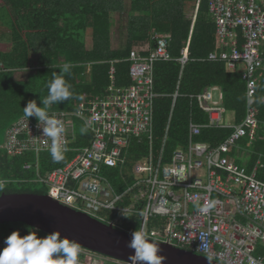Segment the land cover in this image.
Instances as JSON below:
<instances>
[{
  "label": "built area",
  "instance_id": "obj_1",
  "mask_svg": "<svg viewBox=\"0 0 264 264\" xmlns=\"http://www.w3.org/2000/svg\"><path fill=\"white\" fill-rule=\"evenodd\" d=\"M208 14L215 25L219 51L207 61L240 72L247 86L248 111L243 124L236 125L235 118L227 120L218 87L190 95L209 116L210 126L190 122L186 144L167 156L177 86L162 144L154 152L158 96L154 65L173 60L182 70L189 61L190 39L181 57L172 59L166 40L153 36L152 48L147 45L131 51V85L117 87L112 82L104 94L81 101L74 111L49 112L64 125L60 142L67 147L66 153L75 154L67 165L41 174V157L50 152L51 140L31 117L22 116L7 129L1 149L9 158L32 159L23 170L35 171L37 182L55 189L57 195H50L70 208L129 232L142 228L151 239L212 257L221 264H264L256 256L258 248L264 247L260 163L250 171L230 159L244 139L255 140L260 126L254 97L257 72L264 70V0H209ZM206 129L233 133L212 148L197 142ZM79 141L88 145L79 147ZM5 184L0 178V191ZM205 205H210L206 213L198 211ZM4 239L0 238V249ZM80 249L78 264H88L89 259L127 264Z\"/></svg>",
  "mask_w": 264,
  "mask_h": 264
},
{
  "label": "trees",
  "instance_id": "obj_2",
  "mask_svg": "<svg viewBox=\"0 0 264 264\" xmlns=\"http://www.w3.org/2000/svg\"><path fill=\"white\" fill-rule=\"evenodd\" d=\"M208 2L130 0L127 7L125 0H0V134L24 116L23 108L28 101L35 99L38 106H42L41 98L47 96L48 84L54 72L59 73V67L65 63L73 65L71 74L66 77L72 85L73 98L54 104L49 112L74 111L81 101L104 94L112 82L117 87L131 85L128 61L131 51L147 45L152 48L153 36L166 40L172 59L181 57L190 39L189 61L182 70L181 65L173 60L154 65V90L158 94L154 107V152L162 144L172 94L177 86L179 97L167 134V156L186 144L190 122L210 126L209 116L201 111L194 100L189 99L190 95L218 87L224 96V109L235 115L236 125L243 124L248 111V97L242 74L228 70L223 63L207 61L212 53L219 51L215 25L208 14ZM190 7L194 15L189 17ZM113 13L125 16L121 32L126 37V43L118 49L112 47ZM88 38L90 49L87 48ZM5 42L12 44L10 52L2 51L1 46ZM22 72L27 73L26 78L17 76ZM257 77L254 108L258 111L260 126L255 140L244 139L240 149L232 153L230 159L243 165L242 154H247L249 159L244 166L251 171L260 163L258 176L264 180V103L258 102L264 98V70H259ZM31 118L36 119L35 116ZM232 133L231 130L206 129L197 142L216 148ZM87 145L88 142L79 141L78 146ZM1 148L0 145V178L6 184L0 195L49 194L47 186L37 182L35 171L23 170L24 164L32 159L9 158ZM74 156L65 152L59 162H54L50 152L43 154L41 174L45 176L64 167ZM26 225L22 222L1 224L0 228L9 232L0 235V238H6L17 228L21 229V235L27 234ZM46 234L43 231L39 233L41 236ZM256 256L264 260L263 246L258 248ZM87 262L110 263L100 259H89Z\"/></svg>",
  "mask_w": 264,
  "mask_h": 264
},
{
  "label": "clouds",
  "instance_id": "obj_3",
  "mask_svg": "<svg viewBox=\"0 0 264 264\" xmlns=\"http://www.w3.org/2000/svg\"><path fill=\"white\" fill-rule=\"evenodd\" d=\"M71 63L59 67L60 72H54L48 84V94L41 98L42 106L35 99L28 101L24 107V116H35L38 127H42L44 137L50 138V155L54 162L63 158L67 147L61 144L65 128L61 120L50 116L49 110L54 104L73 98L72 85L66 79L71 74ZM264 103V98H260ZM210 205L199 207L198 211L206 213ZM115 227V225H114ZM27 234L21 235V229L13 230L4 239V247L0 249V264H78L80 254L79 244L70 238L62 237L57 229L46 235H39L41 229L36 225H26ZM131 239L127 247L133 251L129 254L130 264H162V254L157 244L151 241L142 228L130 233ZM213 258L208 257V264Z\"/></svg>",
  "mask_w": 264,
  "mask_h": 264
},
{
  "label": "water",
  "instance_id": "obj_4",
  "mask_svg": "<svg viewBox=\"0 0 264 264\" xmlns=\"http://www.w3.org/2000/svg\"><path fill=\"white\" fill-rule=\"evenodd\" d=\"M8 222L36 225L45 233L58 229L62 237L75 240L80 247L130 264L129 254L133 250L127 247V242L131 239V232L70 208L50 194H1L0 225ZM151 241L161 250L162 264H208L205 256L155 239ZM212 264L221 263L213 260Z\"/></svg>",
  "mask_w": 264,
  "mask_h": 264
},
{
  "label": "rangeland",
  "instance_id": "obj_5",
  "mask_svg": "<svg viewBox=\"0 0 264 264\" xmlns=\"http://www.w3.org/2000/svg\"><path fill=\"white\" fill-rule=\"evenodd\" d=\"M125 1H126L127 7H129L130 6V0H125ZM192 3H195V1ZM190 8H191V12L189 13V17L191 15H194V14H192V7H190ZM197 12H198V6H197V10L195 12V17H194L195 22H196ZM124 22H125V16L124 15L119 14V13H113L112 14L111 38H112L113 49H118L119 47H121L123 44L126 43V37L121 32V28H122ZM90 45H91L90 38H88L87 48H90ZM1 48H2V51L5 53L10 52L11 48H12V44L9 42H5L2 44ZM34 57H35V59H37V56H34ZM26 75H27V73H23V72L17 74V76L19 78H26ZM216 95H217L216 98H218V93H216ZM227 119H231V118L230 117L228 118V116H227ZM230 122H232V120H230ZM5 142H6V132L0 134V145L1 146L5 145ZM248 159H249V156L247 154H245V155L242 154V162H243L242 164L243 165H245L247 163ZM48 191H49V194H51V195H54V196L57 195V191L55 189L48 188ZM8 232H9L8 229H5L3 227L0 228V235H6ZM108 264H115V263L110 262Z\"/></svg>",
  "mask_w": 264,
  "mask_h": 264
},
{
  "label": "crops",
  "instance_id": "obj_6",
  "mask_svg": "<svg viewBox=\"0 0 264 264\" xmlns=\"http://www.w3.org/2000/svg\"><path fill=\"white\" fill-rule=\"evenodd\" d=\"M88 49H90V48H88ZM216 97H217V95H216ZM217 99V98H216ZM228 118L230 117L231 119H227V120H232V122L234 121V118H235V115L234 114H231V113H228ZM227 116H226V118H227Z\"/></svg>",
  "mask_w": 264,
  "mask_h": 264
}]
</instances>
